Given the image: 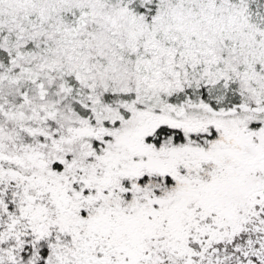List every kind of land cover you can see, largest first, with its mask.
<instances>
[{"label":"snow or ice","instance_id":"obj_1","mask_svg":"<svg viewBox=\"0 0 264 264\" xmlns=\"http://www.w3.org/2000/svg\"><path fill=\"white\" fill-rule=\"evenodd\" d=\"M0 264H264V0H0Z\"/></svg>","mask_w":264,"mask_h":264}]
</instances>
